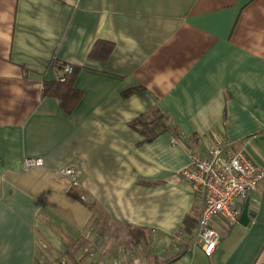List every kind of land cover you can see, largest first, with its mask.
<instances>
[{
  "label": "crops",
  "instance_id": "1",
  "mask_svg": "<svg viewBox=\"0 0 264 264\" xmlns=\"http://www.w3.org/2000/svg\"><path fill=\"white\" fill-rule=\"evenodd\" d=\"M67 64L71 112L44 92ZM141 115L171 129L147 139ZM216 141L264 167V0H0V264H48L113 222L149 237L113 264H264V179L211 255L181 230L203 204L182 170Z\"/></svg>",
  "mask_w": 264,
  "mask_h": 264
},
{
  "label": "built area",
  "instance_id": "2",
  "mask_svg": "<svg viewBox=\"0 0 264 264\" xmlns=\"http://www.w3.org/2000/svg\"><path fill=\"white\" fill-rule=\"evenodd\" d=\"M72 71V65H65V72ZM41 158L27 157L24 168L42 163ZM73 187H80L83 168L71 163L59 168ZM182 175L193 189L201 194L202 209L193 241L200 242L207 255H211L220 241L221 233L215 222L222 220L231 226L239 221L241 205L264 179V167L251 161L244 152L229 153L223 141H216L205 151H193L189 164ZM81 199H86L84 193Z\"/></svg>",
  "mask_w": 264,
  "mask_h": 264
},
{
  "label": "trees",
  "instance_id": "3",
  "mask_svg": "<svg viewBox=\"0 0 264 264\" xmlns=\"http://www.w3.org/2000/svg\"><path fill=\"white\" fill-rule=\"evenodd\" d=\"M114 43L107 40H97L93 45L91 51L89 52V56L97 59H106L113 49ZM72 65V71L65 72V75L60 79L54 82H45L44 83V92L45 94H54L59 98L61 106L67 112H71L74 108L75 104L79 100L81 96V90L74 87V82L78 71L80 70L79 65ZM133 88L127 89L123 91V94L129 93ZM133 126H140L141 130L150 129L148 131L147 139H151L156 133L162 131L164 128H170L169 125L160 126L157 123L148 122L144 116H139L134 118L131 121ZM168 126V127H167ZM147 133V132H146ZM80 196V195H79ZM90 207L93 208L94 205L90 204ZM198 222V221H197ZM195 218L191 214L185 215L183 218V226L181 230L185 231L187 234H192L194 229L196 228L197 223L195 224ZM127 228V232L129 234L130 240L135 244H141L143 241L144 244L148 243V238L145 230L133 226L131 224H125Z\"/></svg>",
  "mask_w": 264,
  "mask_h": 264
},
{
  "label": "rangeland",
  "instance_id": "4",
  "mask_svg": "<svg viewBox=\"0 0 264 264\" xmlns=\"http://www.w3.org/2000/svg\"><path fill=\"white\" fill-rule=\"evenodd\" d=\"M106 231V235H101L99 238L95 237L93 233L91 234L92 237H75L74 253L47 254V256L51 257L48 264H113L114 262L123 261V258L131 254L135 257L143 256L141 248L145 246L142 245L139 248L137 246L134 247V244H129L126 226L113 222L112 224H107ZM43 264L46 263L43 262Z\"/></svg>",
  "mask_w": 264,
  "mask_h": 264
},
{
  "label": "water",
  "instance_id": "5",
  "mask_svg": "<svg viewBox=\"0 0 264 264\" xmlns=\"http://www.w3.org/2000/svg\"><path fill=\"white\" fill-rule=\"evenodd\" d=\"M248 205H249V200L246 199L244 206H243V209H242L240 216H239V222H241V223H246L248 221V218H249L248 214H247Z\"/></svg>",
  "mask_w": 264,
  "mask_h": 264
}]
</instances>
